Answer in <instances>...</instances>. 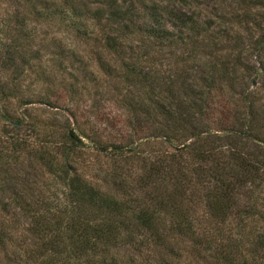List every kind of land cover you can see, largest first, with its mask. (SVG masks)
<instances>
[{"label": "trees", "instance_id": "obj_1", "mask_svg": "<svg viewBox=\"0 0 264 264\" xmlns=\"http://www.w3.org/2000/svg\"><path fill=\"white\" fill-rule=\"evenodd\" d=\"M166 1L137 0V9L117 4L103 6L87 11V15L70 1L53 11L42 4L43 7L22 13L17 27L6 24L1 27L0 67H6L7 72L17 67L19 75L27 68L38 70L27 59L34 39L28 29L30 22L58 21L86 42L95 36L99 50L89 53L96 56L105 53L122 61L119 78L126 88L140 83L145 86L143 101L138 98L141 100L131 108L153 125L149 128L153 132L150 136L155 141L163 140L178 155L175 162L167 157V152L148 154L149 171L139 179L140 186L131 189L137 195H145L139 202L131 199L118 203L70 179L71 171L53 170L50 175L54 180L66 181L65 189L73 200L68 202L69 197L64 198L65 208L58 205L40 212L43 205L40 201H29L23 193L18 195L13 202L18 211L15 221L30 222L25 230L33 242L28 246L26 239L19 241L21 237L14 234L9 241L12 249L3 246L6 251L0 257L1 262L119 264L111 256V247L116 246L120 235L127 234L129 246L137 243L135 231L138 230L144 231L140 244L158 239L160 213L172 215L175 219L172 231L178 234L194 236L197 226L202 242L208 245L216 244L228 221L237 220V227L244 234L249 220L264 218V197L261 203L259 199L252 204L254 212L249 214L252 218L241 222L236 215L241 204L239 196L250 200L256 194L251 191L253 188L264 189V0H206L205 3L197 0L191 8L182 10ZM202 6L212 10V18L204 16ZM12 31L19 33L18 40L24 44L20 46L22 51L13 47L9 56L3 57L2 41ZM244 32L247 39L241 36ZM166 61L178 69L169 71L166 77L150 71L160 65L170 66ZM106 67L101 63L102 69ZM9 89L7 81L0 80V100ZM4 119L14 128L15 124L25 123ZM67 138L72 149L84 145L75 129L69 130ZM12 145V154L22 153L23 157L28 144L16 140ZM93 147L101 153L105 151ZM114 149L137 150L123 146ZM70 150L64 154V162H69L73 155L74 150ZM22 157L13 158L19 161ZM15 173L11 168V179H7L10 185L15 181L12 180ZM118 178L115 174L114 179ZM24 181L28 187L27 179ZM119 185L127 188L123 182ZM7 186L4 191L11 187ZM196 203L203 205L207 219L216 223L214 232H209L212 226L206 230L203 219L191 217ZM52 211L54 218L47 216ZM239 236L241 233H230L225 243ZM257 238L258 235L252 234V245L245 248L238 244L235 247L239 250L234 254L233 248L229 249L219 239L220 248L217 247L225 264H258L259 259L264 260V246L260 248L264 239ZM4 241L0 234V245Z\"/></svg>", "mask_w": 264, "mask_h": 264}, {"label": "rangeland", "instance_id": "obj_2", "mask_svg": "<svg viewBox=\"0 0 264 264\" xmlns=\"http://www.w3.org/2000/svg\"><path fill=\"white\" fill-rule=\"evenodd\" d=\"M68 1L79 8L80 12H84V15H87V11L116 4L124 5L128 9H137V6L139 8L137 0H0V30L4 24L12 28L17 27L16 25L21 22L22 13L25 14L38 6L43 7L42 4L49 6L53 11ZM200 1L206 2V0ZM26 2L31 3L26 5ZM166 2L177 5V8L182 10L189 9V6L191 8L197 0ZM200 10L206 18H212L210 8L202 6ZM30 23L28 29L33 32L34 39L30 42L31 48L27 59L30 61V66L38 67L36 73L27 68L22 75H19L16 73L17 67L8 72L6 67H0V80L7 81L10 88L4 94L6 97L0 100V158L3 157L0 159V234L6 239L0 245V257H3V251H6L4 244L13 247L9 241L13 240L14 234L21 237L19 241L22 238L26 239L28 246L33 242L26 232L29 226L26 223L30 222L15 221L18 211L14 208L13 202L18 195L22 196L23 193L29 197V201H40L43 204L40 205V212L50 207L54 209L58 205L60 208H65L64 198L69 197L68 202L73 200L65 189L66 181L54 180L50 175L53 170L59 173L64 169L71 171L70 179L74 178L79 184H84L111 200L124 203L131 199H138L139 202L144 198V194L137 195L131 189L139 187V179L149 171L150 165L147 159L149 153L159 155L161 152H167V157L178 162L175 149L164 144L163 140L155 141V138L150 136H153V132L151 133L149 129L153 125L146 117L142 115L139 117L131 108L132 104L138 103L144 97L145 86L142 83L140 86H129V88L124 86L119 78L122 61L101 52L100 56L89 53L97 49L95 36H92L90 42H86L77 36L76 31L58 21ZM241 36L243 39L248 37L245 32ZM18 39L19 33L16 31H12L10 35L8 32L5 34L2 41L5 48L3 57L9 56L8 52H11L13 47L17 48L18 52L22 51L20 46L23 43ZM33 56L39 57V60L34 61ZM101 63L107 67L102 69ZM159 63L164 64L161 61ZM165 63L170 66L158 65L159 67H154L150 71L160 72L159 75L166 77L169 71L178 69L167 61ZM5 117L25 123L21 126L15 124L17 127L14 128L4 119ZM71 129H75L78 137L83 140L84 145L81 149H72L67 138ZM16 140L28 144L23 157L22 153L12 154V144H15ZM141 142L143 144L139 146ZM94 145L104 148L105 151L99 152L93 147ZM116 146L137 150L115 151ZM7 147L11 148L8 155L10 153L22 158L17 161L14 160V156L8 157ZM69 150L72 152L74 150L73 155L69 157V162H64V154H68ZM138 150L141 152L139 153ZM11 168L16 170V173L12 178L15 181L10 185L11 181L7 179H11ZM115 174L118 175V179H114ZM25 179L28 187L24 184ZM120 182H123L127 188L120 186ZM6 186L11 187L4 191ZM251 191H255L256 194L254 193L250 200L248 197H238L241 204L235 214L237 218H241V222L243 219L252 218L249 217V214L254 212L252 204H256L259 199L261 203V198L264 197V189L260 188L256 191L253 188ZM130 205L131 203L128 204ZM194 207L191 217L203 219L206 230L212 226L209 232H214L216 223L207 219L203 205L196 203ZM54 215L52 211L47 216L54 218ZM157 217L160 218L157 219L160 234L158 239L151 238V241L147 240L140 244L144 231L138 230L135 231L137 243L129 246L127 234L120 235L116 246L111 247V256L116 258L119 264H225L224 257L220 255V246L217 244L219 239L225 243L228 239L226 236L230 233L232 235L241 233L239 239L232 238L233 240H227L225 243L230 247L229 249L233 248L231 250H234L232 251L234 254L239 250L235 247L238 244L245 248L252 245V234L254 237L258 235V238L259 235L264 236L262 217L254 221L249 220L244 234L243 231H239L237 220L234 223L228 221L224 225L222 235H219L215 241L216 244L208 245V242H202V235H199L200 230L196 223V235L191 236L188 233L182 235L172 231L175 219L169 212L160 213ZM243 225L245 226L244 223ZM197 243L202 245L199 246ZM263 246L260 245V248L263 249ZM262 253L264 258V251ZM0 264L13 263L4 260L0 261ZM258 264H264V260L259 259Z\"/></svg>", "mask_w": 264, "mask_h": 264}]
</instances>
